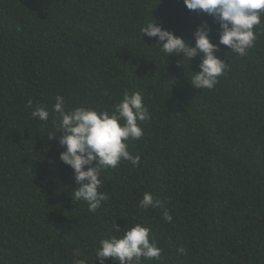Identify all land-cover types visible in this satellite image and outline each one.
I'll return each instance as SVG.
<instances>
[{"label":"trees","instance_id":"16d2710c","mask_svg":"<svg viewBox=\"0 0 264 264\" xmlns=\"http://www.w3.org/2000/svg\"><path fill=\"white\" fill-rule=\"evenodd\" d=\"M261 20L246 56L219 45L228 67L198 90L190 81L201 57H168L140 32L158 22L195 46L207 22L219 44L218 23L183 0H0V264H73L74 252L100 264L99 241L135 224L162 250L141 264H264ZM125 92H139L151 114L128 141L140 163L102 170L108 199L89 212L72 199L79 185L60 160L52 107L59 95L66 111L111 112ZM38 106L46 122L32 117ZM145 192L158 207L139 208Z\"/></svg>","mask_w":264,"mask_h":264},{"label":"clouds","instance_id":"9594fccd","mask_svg":"<svg viewBox=\"0 0 264 264\" xmlns=\"http://www.w3.org/2000/svg\"><path fill=\"white\" fill-rule=\"evenodd\" d=\"M189 10L203 12L219 25V44L210 40L211 29L207 22L197 27L194 33L195 46L185 39L163 29L158 22H148L141 27V36L157 38L162 42L161 51L166 56L177 55L189 61L201 57L199 71L194 72L191 85L200 89H212L218 83L228 64L216 53L219 45L227 46L231 52L246 56L248 49L256 40L254 31L260 25L264 15V0H183ZM31 106V102L30 105ZM52 111L60 116V145L65 149L60 153V160L70 166L74 179L79 185L72 194L76 201H86L89 212H95L103 201L108 199L105 192L99 191L103 185L102 170L116 168L121 160L130 161L133 166L140 163V156H133L128 150V141L139 140L143 129L138 121L151 118L143 97L139 92H125L123 99L113 106L111 112L97 111L93 108L77 107L66 111L63 97L57 95ZM32 117L47 121L49 113L44 107H37ZM50 138L51 135H50ZM95 162V163H94ZM87 166V168H86ZM160 202L153 199L150 192H145L139 201L140 209L156 208ZM164 219L171 222L167 212ZM161 249L155 241L150 242V229L141 224L125 228L122 236L113 235L99 241L96 260L104 264L111 258L117 264H141L143 260L158 261ZM178 251L185 254L183 247ZM79 252H74L73 264H86L80 259Z\"/></svg>","mask_w":264,"mask_h":264}]
</instances>
